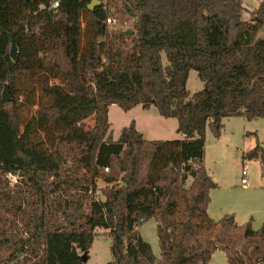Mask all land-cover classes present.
<instances>
[{
	"label": "trees",
	"instance_id": "obj_1",
	"mask_svg": "<svg viewBox=\"0 0 264 264\" xmlns=\"http://www.w3.org/2000/svg\"><path fill=\"white\" fill-rule=\"evenodd\" d=\"M263 29L264 3L243 0H0V264H85L98 229L109 264H157L138 231L150 220L159 264H207L217 250L264 264V222L208 217L217 184L204 164L208 127L264 118ZM190 71L204 85L193 94ZM112 105L154 106L182 138L146 140L132 123L114 140ZM245 156L264 165L260 146Z\"/></svg>",
	"mask_w": 264,
	"mask_h": 264
},
{
	"label": "rangeland",
	"instance_id": "obj_2",
	"mask_svg": "<svg viewBox=\"0 0 264 264\" xmlns=\"http://www.w3.org/2000/svg\"><path fill=\"white\" fill-rule=\"evenodd\" d=\"M261 3H264V0H243V5L250 11ZM242 17L245 20L253 19L250 12L243 13ZM263 36L264 29L260 32V37ZM186 87L190 94L204 87L196 71H190ZM108 119L114 140L119 138L123 128L132 123L146 140L182 138L177 132V119L162 117L154 106L148 109L136 106L124 111L120 106L112 105L109 107ZM87 123L92 124L91 121ZM221 125L219 136L215 135L212 127L206 130L204 164L208 174L217 184L210 192L208 217L216 222L225 215H232L236 225L244 226L251 221L253 228L258 230L262 225L261 216L264 212V165L260 160H250L245 155L257 146L264 148V118L247 120L243 117H229L222 119ZM244 170L247 173L246 184H242ZM10 180L14 184L17 177L10 176ZM99 188H107L103 179L99 180ZM98 194L100 195L99 192ZM218 229L219 227L214 230ZM138 231L150 244L159 264L161 253L157 222L150 220L141 225ZM230 244L240 250L242 241L232 238ZM110 246L108 232L98 229L85 264H109L112 261ZM245 251L252 256L255 252L254 245L248 244ZM229 257L230 254L217 250L210 256L207 264H229Z\"/></svg>",
	"mask_w": 264,
	"mask_h": 264
},
{
	"label": "water",
	"instance_id": "obj_3",
	"mask_svg": "<svg viewBox=\"0 0 264 264\" xmlns=\"http://www.w3.org/2000/svg\"><path fill=\"white\" fill-rule=\"evenodd\" d=\"M99 5H100L99 1H92V3L89 4L88 9L89 10H93L95 7H97ZM126 33L127 34H132V31L131 30H127ZM16 54H17V48H16L15 44L13 43L12 49H11V57H12V59L16 58ZM2 100L4 102H9L11 100L10 95H9V87H8V85H5V87L3 89ZM82 260H83V263L87 262L86 255H83Z\"/></svg>",
	"mask_w": 264,
	"mask_h": 264
},
{
	"label": "built area",
	"instance_id": "obj_4",
	"mask_svg": "<svg viewBox=\"0 0 264 264\" xmlns=\"http://www.w3.org/2000/svg\"><path fill=\"white\" fill-rule=\"evenodd\" d=\"M53 7L54 8L58 7V3H54ZM105 21H106V24L109 25V26L120 27V28H123V29L128 28V23L121 24L120 22H118V20L116 18H114L112 16L106 18ZM106 171H108V169H106ZM246 176H247L246 171L245 170L242 171V184H246L247 183Z\"/></svg>",
	"mask_w": 264,
	"mask_h": 264
},
{
	"label": "crops",
	"instance_id": "obj_5",
	"mask_svg": "<svg viewBox=\"0 0 264 264\" xmlns=\"http://www.w3.org/2000/svg\"><path fill=\"white\" fill-rule=\"evenodd\" d=\"M256 9V8H255ZM261 222L263 223L264 222V212L262 213V216H261Z\"/></svg>",
	"mask_w": 264,
	"mask_h": 264
}]
</instances>
